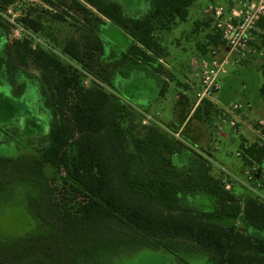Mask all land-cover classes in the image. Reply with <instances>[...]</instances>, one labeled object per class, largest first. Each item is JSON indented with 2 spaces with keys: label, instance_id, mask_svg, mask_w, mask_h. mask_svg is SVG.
I'll return each mask as SVG.
<instances>
[{
  "label": "trees",
  "instance_id": "16d2710c",
  "mask_svg": "<svg viewBox=\"0 0 264 264\" xmlns=\"http://www.w3.org/2000/svg\"><path fill=\"white\" fill-rule=\"evenodd\" d=\"M16 1L0 0V86L10 93L0 121H22L16 105L33 92L36 111L23 134L38 148L0 153V208L21 205L36 229L0 236V264H112L143 249L179 260L201 255L204 264H264V200L249 190L225 191L205 152L158 123L139 133L141 113L117 92V80L137 73L164 93L162 77L171 74L160 63L166 54L158 36L185 22L197 0H140L141 11L115 0H42L71 11L79 24L58 50L33 48L28 38L7 43L2 14ZM107 22L126 37L121 51L96 32ZM21 23L43 33L33 18ZM258 26L264 31V19ZM200 27L211 29L204 53L219 37L209 23ZM259 39L264 61V36ZM259 95L264 101V72ZM211 112L204 102L192 118L211 126ZM239 152L245 168L259 166L252 185L264 193V146L241 145ZM196 194L209 196L212 208L191 203Z\"/></svg>",
  "mask_w": 264,
  "mask_h": 264
},
{
  "label": "rangeland",
  "instance_id": "374dc122",
  "mask_svg": "<svg viewBox=\"0 0 264 264\" xmlns=\"http://www.w3.org/2000/svg\"><path fill=\"white\" fill-rule=\"evenodd\" d=\"M115 1L119 2L123 6L128 5L130 10L141 11L143 8L140 0ZM68 3H70V0H68ZM201 10L202 4L200 0L195 1L188 10V17L185 22H177L172 27V30L162 32L158 36L162 45L165 47L166 54V57L161 60V65L169 73H190L192 67H190V58L202 53L204 37L207 32L211 31V29L194 27V23L202 18ZM27 17L33 18L42 23L44 28L42 34L33 33L32 30H27L24 27L25 25L21 23V20ZM2 18L7 24L5 32L7 34L6 40L8 44H11V41L13 40L28 38L33 41V48H35L36 44L42 43L44 45L54 46V48L58 50L65 43V41L76 35V28L79 27L77 18L75 15L71 14V11L60 7H51L42 0H17L13 5H11V7H9V13L2 14ZM19 27H21L22 30H19ZM16 31L18 32L17 35ZM96 32L102 39L104 38L107 42H110L118 51H121V49H124L126 46L127 42L123 31L114 26H110L108 22L100 29H96ZM106 50L108 51V49ZM243 65L244 63L230 67L228 73H233L235 75L240 73L242 79H246L247 76L255 81L256 86H259V83L262 82V76L259 70L255 67L251 68V65L246 67ZM179 84L180 86L185 87V82L180 81ZM84 85H88L87 80L84 82ZM105 88L115 98L122 99L120 97L121 95L130 103L136 105L133 106L129 103H125L129 107L131 106L133 109H137V111L140 109L145 110L143 107L145 105H152L151 107H156L154 101V99L157 98L156 83L154 80L141 76L140 74L134 73L130 79L117 80V92H119L120 95L109 87ZM179 89V92L174 91L172 88L170 90L172 91L169 103L171 109H176V107L178 108V105L181 102L188 100V98L182 94L181 87H179ZM179 89L177 88V90ZM9 95V88L7 86H0V114L4 115V113H7V111H5L6 103L4 102V97ZM33 96H35L33 92L26 93L19 99L20 103H17L16 105L18 109L21 110V114L23 116L22 121L21 119H14L13 121H10L9 123L6 122L5 124H2L3 122L0 121V126L8 137H10L9 141H5L2 139V133H0V153L14 154L19 152L21 154H30L38 148L37 144L31 143L30 145L29 141L31 140V137L29 138L23 134L27 128H30L33 122L32 113L33 111H36V106L29 103V100H32L34 103L35 99ZM177 96L179 97L178 101L174 99ZM150 106H148L149 110L151 108ZM149 113L156 116L155 112ZM183 114L184 113L182 111L181 115ZM155 116L153 123H157L158 121L159 127L163 128L165 131L169 132L179 125L180 117L178 116L173 121L166 120V112H163V118L161 117V119H158L157 117L155 119ZM142 118L143 116L141 115L139 120L136 119L135 123L139 133L142 131L141 128L144 127L142 124ZM37 119L42 121L45 120L44 117H37ZM2 129H0V131H2ZM208 129L215 135V131L212 126H209ZM214 139H216V137H214ZM235 139L237 141V138ZM229 141L231 142L229 145H226L225 143H218L216 141L213 142L211 146L206 145L205 148H199L198 150L205 152V155H207L210 159H212L211 155L218 153V151L230 153L227 154L229 157H227L225 161L228 165H224L230 173L231 179L234 181V185L230 191L233 190V192L240 196L246 193V190H249L264 200V193L260 192V187H254L252 182L249 187H245L246 185L243 186V182L245 180L244 171L246 168L242 164L240 165V160H237L240 159V157H235L238 144L236 142H232V140ZM187 144L191 148L195 147L197 149L196 145L193 146L190 143ZM215 146L219 148L218 151L214 149ZM190 202L205 210L212 208V200L206 195H193L190 197ZM35 226L34 221L21 205L12 203L0 208V236L23 235L35 230ZM200 257L201 255L197 258L191 256L189 258L184 257V260H179L177 257L164 251L143 249L121 254L115 258L112 264H204V259H200Z\"/></svg>",
  "mask_w": 264,
  "mask_h": 264
},
{
  "label": "built area",
  "instance_id": "2783aa9c",
  "mask_svg": "<svg viewBox=\"0 0 264 264\" xmlns=\"http://www.w3.org/2000/svg\"><path fill=\"white\" fill-rule=\"evenodd\" d=\"M202 4V21L209 23L218 34L219 44L207 48V57L192 64V73L197 82L195 88V103L204 102L212 106L211 126L215 133L228 128L232 134H237L239 127L252 130L258 137V146H264V119L250 120V103L220 101V78L226 75L230 67L241 65L250 59L263 57L259 46V38L264 31L258 26L264 19V0H200ZM11 7V6H10ZM9 13V7L3 13ZM22 30L21 27L18 28ZM16 31V35H17ZM179 100V97H176ZM142 124L148 126L154 122V114H142ZM252 122V125L251 123ZM178 138V135H174ZM216 151L219 148L214 147ZM240 156V152L236 153ZM211 174L220 182L225 191H230L234 185L228 170L216 162L210 161ZM259 166L252 165L244 171L243 186L249 187ZM260 187L259 184L256 185Z\"/></svg>",
  "mask_w": 264,
  "mask_h": 264
},
{
  "label": "crops",
  "instance_id": "0c3cea01",
  "mask_svg": "<svg viewBox=\"0 0 264 264\" xmlns=\"http://www.w3.org/2000/svg\"><path fill=\"white\" fill-rule=\"evenodd\" d=\"M201 22H202V18L194 23V27H196V23H201ZM205 57H207L206 49L204 53L202 52L200 55L197 54L196 56L190 58V67L195 61H198L199 59ZM249 65H251V68L255 67L257 70H259L263 82V72H264L263 59L261 58L250 59L246 61L243 66L246 67ZM191 71H192V67L190 73H170L171 74L170 78L162 77V79L165 81V91L162 95H159V87L156 85L157 98L154 99L156 107H151L152 105L151 106L145 105L143 106L145 110L140 109L138 111L142 114H145L146 112L147 113L155 112L156 113L155 119L156 117L158 119H161V117L163 118V112H166L167 114L166 120L169 121H173L174 119H176L177 116L180 117L179 125L176 128L170 130L169 132L170 133L173 132L174 135L177 134L179 138L181 137L184 141L190 143L193 146L196 145L197 149L205 148L206 145L211 146L212 143L216 141L218 143H225L226 145H229L231 143L229 140H232V142H236L238 144L237 151L239 152L241 145L247 146L254 142L258 143L259 142L258 137L249 128L239 127L236 135L232 134L231 130L226 128L222 132L218 134L215 133L214 135V133H212L208 129L209 128L208 123L192 118L195 109L199 105H196L195 103L194 96H195V88L197 86V82L195 81L194 75ZM180 81L185 82V87L180 86L181 84V83L179 84ZM262 82L260 83L262 84ZM260 83L259 86L258 85L256 86L255 81H253L251 78H248L247 76L246 79H242L240 73H237L236 75L233 73H227L226 75L220 78V85H221L220 101L222 103H229V102L250 103L252 105V108L249 111V117H250L249 121L253 120L256 117L264 119V101L259 95V89L261 87ZM179 87H181L182 94L186 96L188 100H186L185 102H181L178 105V108L176 107V109L174 108L171 109L169 103H170V94L172 93V91L170 90L172 88L174 89V91L179 92L180 91ZM177 88L179 90H177ZM174 99H176V97ZM148 106L151 107L150 110L148 109ZM182 111L184 113L183 115H181ZM250 123L252 125V122ZM214 137H216V139H214ZM235 138H237V141ZM221 152L222 151H218V153H214V155H211L213 160L210 158L209 159L210 161L216 162L219 165L227 166L228 163H225V161L226 158L229 157L227 154L230 153L227 152L221 153ZM236 153H235V157L237 156ZM237 160H240V165H241L242 164L241 159H237Z\"/></svg>",
  "mask_w": 264,
  "mask_h": 264
}]
</instances>
